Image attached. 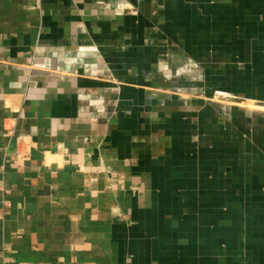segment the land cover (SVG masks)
<instances>
[{
  "label": "crops",
  "instance_id": "crops-1",
  "mask_svg": "<svg viewBox=\"0 0 264 264\" xmlns=\"http://www.w3.org/2000/svg\"><path fill=\"white\" fill-rule=\"evenodd\" d=\"M0 264H264V0H0Z\"/></svg>",
  "mask_w": 264,
  "mask_h": 264
},
{
  "label": "built area",
  "instance_id": "built-area-1",
  "mask_svg": "<svg viewBox=\"0 0 264 264\" xmlns=\"http://www.w3.org/2000/svg\"><path fill=\"white\" fill-rule=\"evenodd\" d=\"M36 2V5L39 6L40 0H34Z\"/></svg>",
  "mask_w": 264,
  "mask_h": 264
}]
</instances>
